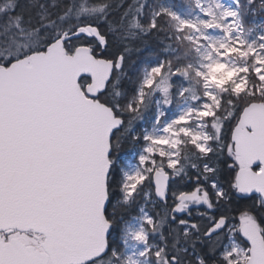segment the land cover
<instances>
[{
    "label": "trees",
    "instance_id": "16d2710c",
    "mask_svg": "<svg viewBox=\"0 0 264 264\" xmlns=\"http://www.w3.org/2000/svg\"><path fill=\"white\" fill-rule=\"evenodd\" d=\"M173 1L179 9L185 8L190 0ZM159 2L0 0V65L45 50L56 40L87 25L96 26L105 41L102 46L94 37L81 35L64 42L68 52L87 45L95 56L113 60L112 77L98 99L122 121L113 131L107 183L106 216L112 223L109 251L89 264H113L115 257L111 251L123 252L119 239L124 223L141 212L151 218L144 225L153 264H231L222 257V251L233 226H236L234 237L245 246V227L257 228L264 236V203L258 196L238 189L236 172L245 165L233 157L230 139L242 108L251 101L264 103V85L252 95L222 94L220 108L214 117L207 119V122L216 119L219 124L218 130L210 124V150L201 153L192 143L182 146L178 171L170 180L164 199L156 196L150 173L131 199L123 201L124 176L120 163L135 156L146 144L145 134L156 117V95L141 82L149 62L161 65V76L177 80L178 84L182 80L187 86L192 82L202 93L190 74L184 78L179 70L174 71L192 58V51L176 31V20L157 11ZM239 6L247 24L251 13L246 0H240ZM248 7H258L259 14L264 15V0H253ZM250 76L255 86L258 80L253 73ZM87 82V77L80 80L82 87ZM156 164L168 170L163 158L156 160ZM216 187L222 195L216 193ZM183 192L202 194L197 200L187 201L183 210L178 211L176 197Z\"/></svg>",
    "mask_w": 264,
    "mask_h": 264
},
{
    "label": "water",
    "instance_id": "95a60500",
    "mask_svg": "<svg viewBox=\"0 0 264 264\" xmlns=\"http://www.w3.org/2000/svg\"><path fill=\"white\" fill-rule=\"evenodd\" d=\"M81 35L105 45L98 28L87 25L0 65V228L32 229L45 238L39 253L4 247L0 264H89L109 250L107 183L113 131L122 121L98 99L113 60L87 45L65 48ZM82 77L89 78L84 87ZM230 139L246 164L236 172L238 189L264 203V103L242 108ZM151 177L163 199L168 173L160 167ZM198 197L183 192L177 201ZM243 231L248 256L241 264H264L262 232Z\"/></svg>",
    "mask_w": 264,
    "mask_h": 264
},
{
    "label": "rangeland",
    "instance_id": "374dc122",
    "mask_svg": "<svg viewBox=\"0 0 264 264\" xmlns=\"http://www.w3.org/2000/svg\"><path fill=\"white\" fill-rule=\"evenodd\" d=\"M252 1L246 0L247 10L251 13L246 24L240 0H190L185 8L179 9L173 0H160L157 11L176 20V31L192 51V58L174 71L179 70L184 78L190 74L194 83H199L202 93L192 82L187 86L182 80L178 84L177 80L161 76V65L149 62L141 82L150 86L156 95V117L145 134L146 144L135 156L120 163L124 176L123 201L130 200L136 188L144 185L150 173L160 167L156 164L159 158L165 160L173 177L178 171L183 145L192 143L201 153L210 150V124L217 130L219 124L216 119L212 122L207 119L214 117L220 108L223 93L236 96L247 92L252 95L263 87L264 15L259 14L258 7H248ZM251 73L258 80L255 86ZM231 150L238 160L233 143ZM215 190L222 195L220 188ZM147 221L151 222V218L141 212L124 223L119 239L123 252L111 251L115 257L113 264H153L144 225ZM235 231L236 226H233L222 251V257L231 264L242 263L248 256V247L234 237Z\"/></svg>",
    "mask_w": 264,
    "mask_h": 264
},
{
    "label": "flooded vegetation",
    "instance_id": "af4514ba",
    "mask_svg": "<svg viewBox=\"0 0 264 264\" xmlns=\"http://www.w3.org/2000/svg\"><path fill=\"white\" fill-rule=\"evenodd\" d=\"M238 158H241V157L239 156ZM166 172L169 175V183H170V180L173 177L171 176L170 171L166 170ZM151 182H152V178H151ZM166 194H167V191L165 193V196ZM177 197H176V204L177 205L181 204L182 210H183V207L184 205L187 204V201L179 202L177 201ZM44 239L45 238L41 233L36 232L32 229L21 230L17 228H0V253L2 252L4 247H7V248L12 247L14 251L23 249L31 253H39L43 250L42 243Z\"/></svg>",
    "mask_w": 264,
    "mask_h": 264
},
{
    "label": "bare ground",
    "instance_id": "6f19581e",
    "mask_svg": "<svg viewBox=\"0 0 264 264\" xmlns=\"http://www.w3.org/2000/svg\"><path fill=\"white\" fill-rule=\"evenodd\" d=\"M78 30V29H77Z\"/></svg>",
    "mask_w": 264,
    "mask_h": 264
}]
</instances>
